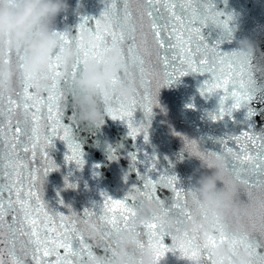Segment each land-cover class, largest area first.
Here are the masks:
<instances>
[{"label": "snow or ice", "instance_id": "6c2138e0", "mask_svg": "<svg viewBox=\"0 0 264 264\" xmlns=\"http://www.w3.org/2000/svg\"><path fill=\"white\" fill-rule=\"evenodd\" d=\"M132 3L133 0H105L98 19L82 18L77 33H92L94 43L91 45L79 43L78 36L68 32L57 31L54 35L60 40L61 47L78 48L79 55L70 73L73 78L81 65L92 57L97 63H104L107 53L117 45L125 56V70L129 62L134 64V72L129 75L139 80L140 90L128 102L113 95L108 108L111 119L127 124L128 135L133 140L143 134L144 141H149L150 117L157 103L153 98V82L161 71L163 81L156 80L157 88L167 87L189 73L208 74L200 89L201 95L221 94L218 112L210 114L213 120L231 117L234 110L247 107L255 98L246 82V66L235 60L236 53L221 52L219 44L210 46L202 35V29L209 23L231 34L229 24L232 17L216 11L212 0H136L135 13ZM89 20L94 22V31L88 27ZM104 21L112 23L111 30L103 27ZM145 21L147 31L144 30ZM149 36L155 46L157 64L151 61ZM25 56L26 53L18 47L10 51L3 62L15 64L19 70ZM18 79L21 82L13 94L5 95L0 91V237L4 238L0 243L7 248V264H90L95 258L94 249L100 245H93L84 229L95 221L102 231L101 243L107 249L114 233L131 226L141 199L155 201L161 207L160 214L136 227L138 234L156 248L157 262L167 253L176 251L189 260L197 259L196 246L190 236L172 247L164 243L167 233L162 231L160 221L175 215L178 225H182L188 219L185 213L187 195L185 189L178 186L175 175L164 171L153 179L150 173L159 171L155 155L149 157L145 153V160L138 161L136 153H129L131 169L143 181L142 187L134 184L122 199H113L102 192L103 203L99 211L85 208L82 213H77L69 208L68 214H63L49 209L42 199V185L44 178L57 170L47 151L53 139L59 138L66 143L69 153L66 161L75 162L81 168L85 164L81 145L73 139L71 128L62 122L68 79L62 70L60 54L51 57L46 69L35 78L25 75ZM120 82L119 75L114 77L113 89ZM138 108L144 112L148 124L135 122L134 113ZM255 114L253 108L248 107V118ZM183 139L185 146L198 156L214 154L201 152L196 141ZM220 143L223 152L234 157L233 172L240 174L250 169L253 179L264 176V137L245 130ZM110 159H118L114 150ZM138 163L145 164L143 173L137 167ZM127 179L126 174L125 182ZM65 182L68 187H76L69 184L67 178ZM158 188L172 193L170 202L169 197L161 199L157 195ZM226 241H231L234 248L248 250L253 264H264V251H260L264 247L259 242L230 233L223 222L216 220L206 247L211 249ZM143 246L142 240L140 247ZM0 264H6L2 250ZM201 264L214 262L209 256L201 258Z\"/></svg>", "mask_w": 264, "mask_h": 264}, {"label": "clouds", "instance_id": "9594fccd", "mask_svg": "<svg viewBox=\"0 0 264 264\" xmlns=\"http://www.w3.org/2000/svg\"><path fill=\"white\" fill-rule=\"evenodd\" d=\"M68 7V0H0V91L5 95L13 94L21 82L18 77L26 75L35 78L46 69L50 58L59 53L63 73L68 79L65 95L71 96L75 121L88 127H98L108 116L113 95L122 102L131 101L140 90V82L129 75L134 72L132 62L125 70V56L119 45L107 53L104 63H97L92 57L81 65L74 78L70 75L79 55L78 48L61 47L60 40L54 35L57 32L56 19ZM103 27L111 30L112 23L104 21ZM76 35L79 43H94L90 32ZM262 43L264 33L259 32L237 40L234 58L246 66V82L255 98L264 101ZM18 47L26 53L23 67L19 70L15 64L3 62L8 53ZM117 75L121 77V82L113 89L112 80ZM161 88L155 86L154 94L159 96ZM253 132L264 137V127ZM198 146L201 152H205ZM184 151L199 159L201 168L208 171L194 172L195 182L185 190L188 219L178 225L176 216L172 215L162 218L160 223L162 231L171 238L170 247L190 236L198 258L189 260L178 251L171 253L188 264H201V258L209 256L214 264H253L251 253L244 248H234L231 241L218 243L211 249H207L206 245L213 233L214 222L219 220L230 233L258 240L264 247V176L253 179L250 169L240 174L233 172L231 165L234 157L223 151L203 157L194 154L190 147L185 146ZM242 195L246 199H242ZM160 213L158 203L141 199L131 226L114 233L107 249L101 243L100 226L95 221L90 222L84 229L85 236L93 245L99 244L101 249L95 252L90 264H160L161 260L157 262L156 259V248L150 246L136 230L137 226L151 221ZM142 240L143 248L140 247Z\"/></svg>", "mask_w": 264, "mask_h": 264}, {"label": "water", "instance_id": "95a60500", "mask_svg": "<svg viewBox=\"0 0 264 264\" xmlns=\"http://www.w3.org/2000/svg\"><path fill=\"white\" fill-rule=\"evenodd\" d=\"M212 3L216 11L223 12L225 16L230 15L232 19L229 24L231 34L212 23L202 29V35L210 46L219 44L221 52H232L236 49L237 40L256 32L264 33V0H212ZM68 5L67 11L58 15L56 28L61 32L67 29L70 35L75 36L77 25L82 22L83 17L97 19L100 17L105 0H68ZM132 8L135 13L136 0H133ZM88 27L94 31L92 20H89ZM144 30L147 31V21ZM148 47L152 49V63L157 64L151 36ZM261 48L264 49V43L261 44ZM157 79L163 81L162 71L153 82V98L157 103L152 109L147 143L143 134L133 140L128 135L127 124L122 120H113L109 116H106L103 125L98 127L77 123L71 96L65 95L62 122L71 128L73 139L81 145L85 164L81 168L75 162L66 161L65 157L69 154L66 143L59 138L53 139L52 146L47 151L57 170L51 171L44 178L42 185V199L50 210L63 214H68L69 208L77 213H82L85 208L99 211V206L103 203L102 192L113 199H122L134 184L142 187L143 181L139 180L136 172L131 169L129 153H136L138 161L145 160V153L149 157L155 155L158 158L159 171L150 173L153 179L160 172L166 171L168 175H175L178 178L179 187L187 190L195 182L194 172L208 170L201 168L199 159L182 151L185 147L183 138L195 140L202 151L219 153L223 151L221 140L239 135L245 130L258 131L264 127V101L256 98L247 107L234 110L231 117L213 120L210 114L218 112L221 94L201 95L200 89L208 79V74L189 73L180 77L171 85L162 87L159 96L154 94ZM227 103L230 104L231 101ZM248 107L256 112L250 119L247 116ZM134 119L137 124H148L144 112L139 108L134 113ZM249 125L252 126L251 129ZM113 150L118 159H110ZM37 159L39 161V156ZM97 165L99 167H96ZM137 167L141 173L145 171L144 163H138ZM126 174L127 182L124 180ZM65 178L69 184L76 187L66 186ZM157 195L163 199L171 197L172 193L168 189L158 188ZM241 198L246 199L243 195ZM60 201H63V204ZM3 239L0 237V240ZM164 243L170 246L171 238L166 235ZM0 250L3 251L7 264L9 257L4 243H0ZM94 251L100 252L101 249L95 248ZM160 264L188 262L178 260L169 252L161 259Z\"/></svg>", "mask_w": 264, "mask_h": 264}]
</instances>
